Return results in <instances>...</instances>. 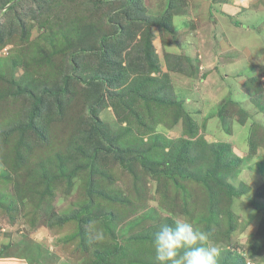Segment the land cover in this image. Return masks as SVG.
Here are the masks:
<instances>
[{
	"label": "rangeland",
	"instance_id": "rangeland-1",
	"mask_svg": "<svg viewBox=\"0 0 264 264\" xmlns=\"http://www.w3.org/2000/svg\"><path fill=\"white\" fill-rule=\"evenodd\" d=\"M61 1L66 6L59 9L57 19L79 15L84 21L80 27L85 31L95 22L87 42L92 46L82 47L83 52L79 44L86 41L85 31L80 35L81 41L77 40L79 43L75 39L76 42H63L51 38L64 29L59 27L60 31L51 32L45 22L56 11L41 10L37 0H0V264H155V254L151 253L153 234L160 224H172L180 217L211 233L210 241L222 248L218 264H227L230 258V263L236 264L253 252L256 260L252 261L264 264V239L257 235L264 220V97L260 98V88H253L257 83L249 85L251 91L257 89L250 92L252 107L244 102L245 98L238 97L240 88L234 81L225 82L219 90L216 86L214 100L203 105L194 100L197 98H191L209 91L210 77L199 68V59L184 61L187 73L172 71L167 65V55L191 57L187 47L190 39L186 36L194 38L196 33L192 34L191 29L180 33L179 27L187 26L188 17L202 18V25L208 22L211 6L218 3ZM94 3L98 7L95 12L84 9V4ZM260 4L263 7L264 0ZM131 6V22L151 17L161 19L141 25V39L149 42L150 50L142 43L136 47L141 42L137 37L133 43L125 42L128 48L126 45L119 53L115 52L104 65L99 63L100 55L85 57L86 65L79 66L72 60V53L79 54L78 62L84 53L91 52L94 42L107 30L115 40L118 38L114 42L119 45L121 29L114 32L111 25L122 8ZM178 17H181L179 25ZM255 39L264 45V35ZM255 51L252 64L262 86L264 77L260 68L264 66L260 64H264V48ZM134 62H143L146 69L155 65L157 70L150 74L148 69L132 71ZM169 63L177 64L174 58ZM96 81L103 86L104 93L110 91L118 98L120 108L125 111V118L120 117L122 122L117 118L118 109L108 100L105 99L104 105L89 101L87 90ZM229 84L233 85L234 100H242L244 108L250 107L245 125L239 123L241 104L222 97ZM134 91L144 94L145 103L131 97ZM61 95L67 104L60 103ZM164 99L170 106L162 113L164 108L156 100ZM43 102H46L44 109ZM214 103H220L218 111L223 109L222 113L209 112ZM38 111L40 116L34 117ZM185 116L192 119V125ZM255 125L261 127L253 137L259 147L250 154V129ZM92 133L95 137L100 133L107 143L111 138L118 139V148L114 146L112 151L103 146L95 155L97 147L88 141V134ZM155 137L154 145L151 139ZM191 139L192 144L197 143L191 146L196 166L186 164L183 170L176 169L180 172L192 168L188 176L195 178L199 173L198 181L170 176L162 164L154 165V174L130 175L131 167L124 169L116 156L120 158L123 153L133 157L143 145L144 150L155 146L156 150L147 157L153 164L163 161L172 151L177 154V149L185 151L186 141ZM238 157L239 167L234 173L228 172L227 166L236 163ZM91 165L98 171L94 177ZM12 167L15 173L10 172ZM204 177L208 178L205 183ZM226 184H232L237 193L243 194L228 200V194L220 189ZM215 191L220 192L219 202L212 206ZM228 211L234 215L231 226L235 234L231 239L227 234Z\"/></svg>",
	"mask_w": 264,
	"mask_h": 264
},
{
	"label": "trees",
	"instance_id": "trees-1",
	"mask_svg": "<svg viewBox=\"0 0 264 264\" xmlns=\"http://www.w3.org/2000/svg\"><path fill=\"white\" fill-rule=\"evenodd\" d=\"M37 1H38V7L41 10L45 9L47 11H56V14L53 17H47L45 19V22L49 24L48 28L52 29L51 32L52 31L54 32L56 29H58V31H60L59 27L64 28L63 30H61L57 34H54V35H52V33L49 34V35H52L51 38L58 39V40H61L63 42H66V41L76 42L77 40H79V42L81 41L80 35H82V33L86 30V29H81V27H80V25H81V23L83 21V18L81 16L77 15L76 17H72V18L66 17V18H64L62 20L57 19V17H58L57 13L59 12V9L62 8L65 5V4H63V2L61 0H37ZM100 1L101 0H98L97 3H101ZM106 1H110V0H106ZM227 1L228 0H213V3H221V2H227ZM89 5L90 4H84V9L86 11L91 9L92 13H93V11L95 12V10L98 8V7H96L95 3L93 5H91V6H89ZM131 9H132V6L127 8V9L126 8L125 9L122 8L120 13L118 11L120 9H118L117 10V13H119L118 14V19L114 18L116 22L113 23V21H112V23H113V25H111L112 27L109 26V28L110 27L114 28V32H116L117 28L121 29L120 32H121L122 36L120 37L121 38V42H119V45H117L116 42H114V40H115L114 37L115 36L113 35V33H107V32H109V30H107L102 37H99L94 42V49H92L91 52H87V54L84 53V55H82V58L80 60H83L84 62H79L80 60H78V62L76 61V58L79 55L78 53H74V54L72 53L71 54L74 57V58L72 57V60L74 62H76L80 66L81 63L82 64L83 63L87 64V61L85 62V57L87 58V56H91V58H96L97 56L100 55V62L99 63L101 65H104L107 59L110 60V59H112L114 57L115 52H116V54L119 53L122 49H125L123 47H125L126 45H127V47H126V49H127L128 46H129L127 43H129V41L133 43L134 40L137 37H140V39H141L142 26L148 24L150 21H153V22L154 21H156V22L161 21V19L158 18V17H156V18L155 17L154 18L151 17V18H145V19L137 21V22H131V19H132L131 16L133 15V12L130 11ZM166 15L168 17H171L172 14L167 13ZM109 16L111 17L110 14H109ZM84 18L88 19L86 17H84ZM21 20H22V18H21ZM14 22L19 24L20 21L18 19H15ZM94 24H95V22H92L89 25L88 30L84 32V35H86V39H85L86 41H81L80 44H79V47L81 46L80 47L81 48V52H83L82 51V47L84 49H87V48H89L88 45L92 46V43H87V42L89 41L88 40L89 34H92V32H93L92 30H94V27H93ZM133 25H136V26L134 27ZM42 27H43V25H42ZM106 35H109V36H106ZM125 39H127V40L124 41ZM117 40H118V38L115 41H117ZM125 42H127V43H125ZM81 43H83V45H81ZM95 43L98 44L97 47L95 46ZM132 43H130V44H132ZM141 43L143 45L146 44V49L147 48L149 49V46L147 45L149 42L147 40L144 41L142 39H141V42L139 43V45H137L136 47L141 46ZM136 56H138V55H136ZM170 58H174V60L176 61L177 64L171 65L169 63ZM48 59L49 58H47L46 62L49 61ZM186 59L189 60V58L186 57V56L184 57V56H177V55H167L168 68L170 70H172V71H178L180 73H187L184 70V68L187 67L186 63L184 62ZM145 69H146V66L143 64V62H141L139 64H135V62H134L132 64V67H131L132 71L140 70V71L147 72V71H145ZM147 69H148V74L153 73L152 71L157 70L155 65H151V68H147ZM188 70H190L189 67H188ZM195 70H196V67H194V69H191V71H190V75L191 76L194 75V71ZM110 80L111 79L109 78L108 81H110ZM254 83H257V86L253 87V88L259 89L260 88V77L256 76V77L249 78L248 81L246 82L247 90L251 91L249 85L252 84L253 86H255ZM108 88L109 87H107V89ZM253 90H255V89H253ZM87 91H89V93H90L87 96L89 101L95 102V103H97L99 105H104L105 104V99H106V100L109 101V103H112V105L116 108V110L118 109L116 111L117 112L118 121L120 120V117L125 118L124 117L125 111L122 108H120L121 104L118 102V100H117L118 98L110 91H108V93H104L103 86L102 85L100 86L99 82L93 84V87L90 88ZM85 93H86V90H85ZM130 94H131V97H134V100L136 98H140V101H143L144 103H145V100H147V98L144 96V94H142L140 91H134V93L131 92ZM61 96H62V100H60V103L62 105H65V103L67 104L68 101L65 100L63 95H61ZM156 101L159 102L163 106L164 111H162V113H165L167 108H168V106H170L169 103H168L169 101L167 99H164V100H161V101L156 100ZM42 106H43V109H44L46 107V102H43ZM183 108H184V104H183ZM120 109H122L123 112L120 111ZM48 110H50V109H48ZM41 111L36 112L34 114V117H39ZM222 111H223V109L220 112L222 113ZM159 113H161V112H159ZM239 113H242V118H240L239 123L241 125H245L247 123V119H249L248 115H247L248 113L244 109H241V108L239 109ZM182 117H184V116H182ZM185 117L188 118L187 116H185ZM120 122H122V120H120ZM188 123H190L192 125V119L191 118H188ZM127 128H128V126L126 127V130H127ZM257 129H261V127L259 125L258 126L255 125L252 130L250 129V132H251V136H250V154H254L256 152V149L259 147V143L257 142V144H256L255 140L253 139V137H255V133H256ZM262 130L264 131L263 128H262ZM187 134L189 135V133H187ZM88 136H89L88 137L89 143H91L92 145L97 147V150H94L95 151V153H94L95 155L100 152V149L103 146L108 147L112 151H115L114 146H116L118 148V146L116 144L118 139L116 140L115 138H111V140L107 143V142L104 141V139H103V137L101 136L100 133H98V135H96V137L94 136L93 133L92 134H88ZM152 137H154V135H152ZM191 137L193 138V134H191ZM154 139H155V142H154ZM156 139H157V137L151 139V142L154 145L157 143ZM192 142H193L192 139H191V141H188V140L186 141L188 149L186 148L185 151H183L181 149H177L178 154H177V152L172 151L170 154H167L165 156L163 161H161V162H153V164L148 162L149 159L147 157L150 156L149 154L152 151L156 150L155 146H149V148L147 150H144L143 149L144 145H143V147L140 150L137 151L138 153H137L136 156L133 153V157H130L128 154H123V153L121 154L120 158H119L118 155H116V156L118 157L119 160L122 161L124 169H126L128 167H131L130 172H129L130 175H134L135 176L136 173H141V174H144V175H148L150 173L154 174V170H153V168H155L154 165L162 164L163 166H165L168 169V174H170V176H178L179 175L182 178H186V179L188 178L189 179V178H194V176H188V175H190L192 173L191 172L192 168L186 169L185 171L178 172L176 167L181 169V170H183L184 167L186 166V164L191 165V166H192V164H194V166H196L197 158L194 157V152L192 151L191 146H194L197 143L192 144ZM226 146H227L228 149L231 150V145L227 144ZM19 152L21 153V151H19ZM239 161H240V158L236 160V163H234V164L231 163V165L227 166L229 168L228 172L230 171V173H234L236 171V169L239 167V164H238ZM19 166H20V163L17 162V166L16 167H19ZM135 167H138L139 169L135 170ZM91 168H92L91 172L93 173V177H94V174L98 173V171H96L94 165H91ZM10 170H11L10 172H12V173L16 172L14 167H12V169H10ZM194 170H195V172L198 171L197 169H194ZM209 173L210 172H208V175L211 176L212 174H209ZM206 175H207V173H206ZM200 177H201V174L198 173L196 175V177L194 178V181H198L200 179ZM207 179H208L207 177L206 178L204 177L203 178V183L207 182L208 181ZM219 180L220 179L216 180V184L220 187L221 183L219 182ZM220 189H221V191H224V192H226L228 194V197H229L228 200L233 198V196H235L236 194L238 196L243 194V193H237L235 191L234 186L232 184H230V185L226 184V185H223V186L221 185ZM219 194H220V192H218V191L213 192L214 200L211 202L210 205L213 206L214 204H216V202H219ZM139 195H141V194H139ZM90 202H91L90 204H92V201H90ZM177 207H179V206L177 205ZM88 208H89V205H88ZM227 214H229L228 219L230 220L229 227L227 229V234H228V238L231 239L232 236H234V234H235V231L233 232L234 227L231 226V224H232V222L234 220V215L230 211H228ZM167 219L171 220V218H167ZM171 222H172V220H171ZM219 232L220 231L218 230V234H219ZM209 235H210V238H213L210 232H209ZM257 235H258V237L264 239V220L262 221V223H261V225L259 227ZM151 253L154 254V251H151ZM230 254L232 255L231 252H230ZM255 254H256V252H253L251 254L249 253V256L246 254L245 258L241 257L240 261H238L236 259L238 261L236 264H247L249 259L250 260H256ZM99 255L103 256L101 253H99ZM107 256L112 257V256H114V254H109ZM230 259L228 260L227 264L230 263ZM253 262H255V261H253Z\"/></svg>",
	"mask_w": 264,
	"mask_h": 264
},
{
	"label": "crops",
	"instance_id": "crops-1",
	"mask_svg": "<svg viewBox=\"0 0 264 264\" xmlns=\"http://www.w3.org/2000/svg\"><path fill=\"white\" fill-rule=\"evenodd\" d=\"M260 2L261 0H228L221 5H219L220 3H214L216 5L214 7L211 6L208 22L202 25V23L200 24L202 18L188 17L190 20L187 21V26L184 28L179 27L180 33L188 29H191L192 34L195 35L196 33L194 38L186 36L190 39L187 47L191 57L188 58L193 61H197L195 58H198V61H200L199 68L208 72L207 74L210 77L207 79L209 91H206L204 96L199 94L191 96L193 99L197 98L194 100L201 101L200 104L209 105L210 101L214 100L212 96L217 93V89H221L225 82L234 81L237 82L236 87L239 86L240 88L238 97L245 98L244 102L249 103L252 107V95H250V92L255 90H247L246 82L249 78L259 76L255 66L252 64L255 56L253 51H259L264 48V45L255 39L257 35H264V27L261 26L264 24V20L260 21V18L264 16V6L260 7ZM180 18H177V25H179L178 20ZM176 24L175 26L177 27ZM195 24L200 25L197 26ZM236 36L237 39L235 38ZM258 39L260 38L258 37ZM263 66L264 64L261 63L260 67ZM260 72L262 77H264V67L260 68ZM186 83L188 85L187 80ZM214 83H216L215 86L213 85ZM232 86L229 84L226 93L222 95L223 99L225 100L226 98L229 101L232 99L234 103L239 106L241 104L242 108L248 112L250 107L244 108L242 100H234ZM263 90L264 84L261 86L260 80V89L258 90L261 92L260 98L264 97ZM217 96H220V93ZM202 97L203 99L201 100ZM257 104L260 105V102ZM219 107L220 103H214L209 112L219 114Z\"/></svg>",
	"mask_w": 264,
	"mask_h": 264
},
{
	"label": "clouds",
	"instance_id": "clouds-1",
	"mask_svg": "<svg viewBox=\"0 0 264 264\" xmlns=\"http://www.w3.org/2000/svg\"><path fill=\"white\" fill-rule=\"evenodd\" d=\"M170 215V213H164ZM155 264H218L222 248L209 239L207 231L184 217L160 224L153 234Z\"/></svg>",
	"mask_w": 264,
	"mask_h": 264
},
{
	"label": "built area",
	"instance_id": "built-area-1",
	"mask_svg": "<svg viewBox=\"0 0 264 264\" xmlns=\"http://www.w3.org/2000/svg\"><path fill=\"white\" fill-rule=\"evenodd\" d=\"M247 264H258V263H255V262H253L252 260L249 259Z\"/></svg>",
	"mask_w": 264,
	"mask_h": 264
}]
</instances>
